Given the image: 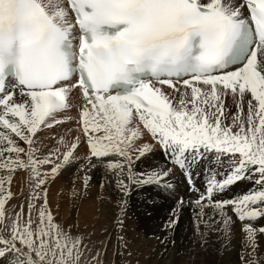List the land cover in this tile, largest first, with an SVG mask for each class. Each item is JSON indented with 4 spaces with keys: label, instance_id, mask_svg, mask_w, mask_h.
Listing matches in <instances>:
<instances>
[{
    "label": "snow or ice",
    "instance_id": "snow-or-ice-1",
    "mask_svg": "<svg viewBox=\"0 0 264 264\" xmlns=\"http://www.w3.org/2000/svg\"><path fill=\"white\" fill-rule=\"evenodd\" d=\"M73 92L76 135L42 151L38 132L69 119ZM145 137L172 167L136 170ZM209 158L219 171L201 190L191 170ZM77 161L85 191L101 166L124 197L132 185L172 189L178 168L195 198L179 199L165 227L186 205L202 244L209 232L230 241L239 221L243 264H264V0H0V264H104L48 203L46 185ZM18 171L27 212L10 203ZM239 181L253 187L225 198Z\"/></svg>",
    "mask_w": 264,
    "mask_h": 264
},
{
    "label": "rangeland",
    "instance_id": "rangeland-1",
    "mask_svg": "<svg viewBox=\"0 0 264 264\" xmlns=\"http://www.w3.org/2000/svg\"><path fill=\"white\" fill-rule=\"evenodd\" d=\"M227 111L235 112V106L233 108H231L230 105L228 104ZM71 130H73L72 127H71ZM41 135H44V137L41 138L39 140V142L40 143L42 141L46 142L44 144V146L42 147V151L46 152L48 149H52L56 146V140L59 139V134L53 135V134L41 133ZM19 143L22 147H25V148L27 147V145H24L23 141H19ZM85 148H86V145H84L82 147H78L77 155L82 154L81 156H83L84 154H86L87 150ZM152 150H154V149L151 148V150L148 153H146V158L145 157L141 158V160H140L141 165H140L139 161H137V163L135 165V167L137 168L136 169L137 171H142V170H146L149 168H154L149 163V160H151V159L154 160L155 154L157 152H161V149L157 148V150L155 152ZM163 153H164V151H163ZM81 162L82 161H77L76 163L71 164L69 167L64 168V170L62 169L61 172L59 173V175L56 177V179L54 181H52L50 184L46 185V187H48L47 188V198L49 196L48 199H50V200H48V203L51 207V210L55 216L56 221L58 222L60 220L58 223H61V224L64 223L63 225L66 228H67V225H72V229H73L72 232H74L73 234L76 233L74 230H76L77 233L79 231H80L79 233L83 232L82 234H84V235L86 233L89 234L88 236H87V234L84 236L86 239L85 243L87 245H88V243L90 244V246L89 245L88 246H89V248L92 247L91 249H94L93 252H95V250L99 249L103 253L101 258L103 259L104 264H139V263H137L138 258H136L133 254V251L136 247V244H138V243L137 242L130 243L131 240H130V238H128V237H131V233L128 231V224L126 222L128 217H130L131 219L133 217L135 219V221L137 223L138 231L141 234L147 235V233H148V235H147L148 240L147 241H148V243H152V251L157 253L158 257H160L161 255H168L170 258V260H169L170 264H220L219 263L220 259L218 258L219 250L223 247V242H225V241L223 239H216L213 235L215 233L209 232L207 234V237H206V242L202 244L200 242V238L194 232L193 212H192V209L190 207H188L186 205V207H184L180 211L179 222L174 228L168 229L165 227L167 221L170 218V214L172 212V209L176 206V200H177L176 198L171 197L167 194L174 190L173 194H171V195L178 197L179 195H181V193H179V191L177 189H173L174 187L172 189H168V190H165L162 188L161 189L162 191L155 192L154 189H149L146 187H141L140 189L134 190L136 188V186L132 185L130 187V191H129L128 196L124 197L123 194L116 188L114 178L110 175L111 176L110 179L112 180V182H111L112 187L111 188H112L114 195L116 196V197H113L111 195V193L106 192L105 190H103L101 188V180L103 181V179L101 178V168L99 166H97V167L91 168L88 172V175L92 179L89 181V185L87 187V190L85 191L83 188V183H82L84 174L82 172L78 171L79 165ZM197 164L205 165V164H207V161L202 159ZM145 167H147V168H145ZM217 171H219V168L217 169ZM21 175L23 176V178ZM69 177H71V178H69ZM98 178H100V179H98ZM16 179H18V180H16ZM12 181L10 184V188H11L10 191L13 193V199L10 201V203L13 205H17V204L20 205L21 203H23L24 210H25V212H27V200H26L27 193H25V192H27V190H26V186L24 184L25 174L18 171L15 174V176L13 177ZM173 181H174L173 182L174 185H178L179 183H181L180 180L178 181V184H177L176 179H173ZM60 182H62V183L60 184ZM80 183H82V184H80ZM241 184H243V181L237 182L235 185H241ZM14 185H15V187H14ZM18 185H19L20 189L18 188ZM61 185L63 186V188ZM235 185H233V186H235ZM245 185H246V187H245ZM97 186H98V188H97ZM243 186H242V189L244 188L243 190H244V192H246L251 187H253V184L252 183L251 184L250 183H244ZM60 187H61V189H58ZM22 188L24 189L23 193L21 191ZM53 188H55V189H53ZM131 189L134 191L132 192ZM52 190H56V191H54L55 193ZM58 190H60V191L57 192ZM73 190H76L78 193H80L78 199H70L69 194ZM59 193H60V195H59ZM23 194H25L26 196ZM232 195H234V194L227 192V194H226L227 197H225V198H229ZM61 196H62V198H61ZM57 197H58V199H57ZM55 198H56V200H55ZM59 199H61V201ZM101 199L102 200L104 199L102 204H101V202H102ZM187 199L188 198H184L185 201H187ZM118 200L119 201L123 200L125 202V206H124L123 214H122V219L125 222L123 223L122 228L117 226L116 221L114 219V215H119L121 213V209L117 204ZM104 201H109V202L104 203ZM25 203H26V207H25ZM109 203H112V204H109ZM52 204H54V205H52ZM56 205H58V206L60 205V206L57 207ZM98 205H99V207H98ZM101 206H103L106 209V213H105L106 216L104 215V213L100 214L101 213V210H100ZM99 215H101V216H99ZM103 215H104V218H103ZM82 217H83V219H81ZM105 217H106V220H105ZM262 219L264 220V218H262ZM262 219H259L258 221H256V223L259 221H262ZM85 223H87V225L88 224L89 225L87 226ZM90 226H92V227H90ZM237 226H239V225L237 224ZM84 227H85V230H84ZM100 227L102 229H100ZM117 228H119L121 230L119 231ZM87 230H90V231H87ZM91 230L93 232H91ZM97 230H98V232H97ZM96 233H99V234L97 235ZM118 233H119V235L123 236L125 241L127 242V247L125 249H123V252H124L123 256L118 254L119 250L117 249V239H116ZM102 234L104 235V237ZM87 238H88V240H87ZM136 238H138L137 235H136ZM161 241H163V243ZM257 241L259 244L258 254L261 256H264V242L260 243L259 240H257ZM238 243H241V242H238ZM105 246H106V252H105ZM129 252L131 253V256L128 255ZM132 257H134V259ZM246 258L247 257H245V259ZM156 260L158 261V258ZM233 264H243V261L241 258H239V261L236 263H233Z\"/></svg>",
    "mask_w": 264,
    "mask_h": 264
},
{
    "label": "bare ground",
    "instance_id": "bare-ground-1",
    "mask_svg": "<svg viewBox=\"0 0 264 264\" xmlns=\"http://www.w3.org/2000/svg\"><path fill=\"white\" fill-rule=\"evenodd\" d=\"M168 91V90H166ZM71 102H72V107L68 110L67 112V116L69 117V119H67L64 123L60 124V125H54L52 128L48 129V128H45L43 130H41L40 132H38V139L40 140L41 138L44 137V135H41V133L43 134H59V138L61 136H66V138L68 139H71L72 137H74L76 135V131L77 129H79L80 125L78 123V118H79V107H77V105L80 103L79 101V96H78V93H75L73 92L72 94V97H71ZM226 102L227 104L230 105L231 108L234 107V104L232 103L231 101V97H227L226 98ZM246 108H247V105L245 104V111H246ZM232 112V111H231ZM225 122H228V121H225ZM71 127L73 128V130L71 131V134L69 135V129H71ZM144 142L146 143H151L152 144V147L154 150L152 151H156L157 148H160V146L158 144H155L154 142H152L150 140L149 137H145L144 138ZM46 142L45 141H42L41 144H42V147L44 146ZM84 146L83 144L80 145L79 147H82ZM86 149V148H85ZM161 149V152H157L155 154V159H151L149 160V163L154 167V168H161V167H172L170 161L168 160V157L163 153V149ZM82 154H80L81 156ZM93 160H95V158H93ZM207 161V164L203 165V164H196L193 168H192V179L196 185V187L198 189H201L203 190L204 187H205V184H206V178L207 177H210L212 175V170H217L218 169V165H216L214 163V161L209 158L206 160ZM79 163V162H78ZM140 163V161H139ZM141 165V163H140ZM78 166V165H77ZM80 166V165H79ZM69 167V166H68ZM101 168V178L103 179V184H104V187L102 188L103 190H105L106 192H109L111 193V195L113 197H116L112 191V180L110 179V174H107L105 172V169L101 166H99ZM77 168V167H76ZM141 168V167H140ZM147 168V167H145ZM74 169V168H73ZM137 169V168H136ZM64 170V169H63ZM77 171V170H76ZM69 172V171H68ZM174 174L173 175H170L167 180L169 181V183H171L174 188L173 189H177L179 191V193H181V195H179L178 197H175L171 194H173L174 190L171 191L170 193H168L167 195L171 196V197H174L176 198L177 200L181 199V198H188V200L190 199H194L195 198V194H193L190 190H189V185L187 183V178L183 175V173L180 172V170L178 168H175L173 170ZM23 173V172H22ZM67 173V172H66ZM24 174V173H23ZM71 175V174H70ZM17 176V175H16ZM22 176V175H21ZM68 176V175H67ZM75 176V175H74ZM82 176V175H81ZM93 176V175H92ZM17 178V177H16ZM23 178V176H22ZM71 178V177H69ZM77 179V178H76ZM80 179V178H79ZM92 179V178H91ZM100 179V178H98ZM173 179H176L177 180V184H178V181L180 180L181 183H179L178 185H174L173 184ZM18 180V179H16ZM22 180V179H21ZM59 180V179H58ZM102 181V180H101ZM13 182V181H12ZM21 182V181H20ZM240 182V181H239ZM22 183V182H21ZM62 182H60L61 184ZM244 183H250V181H243V184ZM14 184V183H13ZM25 184V182H24ZM82 184V183H80ZM243 184L241 185H235V186H231V190L228 191V193H232V194H235V193H243L244 192V188L242 189V186ZM16 185V184H15ZM14 185V187H15ZM59 185V184H58ZM64 185V184H63ZM96 185V184H95ZM248 185V184H247ZM17 186V185H16ZM55 186V185H54ZM62 186V185H61ZM65 186V185H64ZM82 186V185H81ZM68 187V186H67ZM143 187H146V188H149V189H154L155 192H159V191H162L160 187L156 186V185H146V186H143ZM244 187V186H243ZM246 187V185H245ZM249 187V186H248ZM18 188H19V185H18ZM48 188V187H47ZM51 188V187H50ZM57 188V187H56ZM63 188V186H62ZM81 188V187H80ZM98 188V186H97ZM141 187H136L134 190L136 189H140ZM11 189V188H10ZM20 189V188H19ZM18 189V190H19ZM55 189V188H53ZM58 189H61L58 188ZM67 189V188H66ZM15 190V189H14ZM79 190V189H78ZM134 190L131 189V191L133 192ZM17 191V190H16ZM53 192L56 191V190H52ZM60 190H58L57 192H59ZM62 191V190H61ZM66 191V190H65ZM81 191V190H80ZM152 191V190H151ZM67 192V191H66ZM141 192V191H140ZM27 193V192H25ZM55 193V192H54ZM53 193V194H54ZM63 193V192H62ZM65 193V192H64ZM51 194V193H50ZM49 194V195H50ZM139 194V193H138ZM227 193L223 194L225 197ZM25 195V194H23ZM52 195V194H51ZM50 195V196H51ZM58 195V194H57ZM60 195V193H59ZM58 195V196H59ZM62 195V194H61ZM65 195V194H64ZM104 195V194H103ZM26 196V195H25ZM27 197V196H26ZM56 197V196H55ZM108 197V196H107ZM49 198V196H48ZM47 198V199H48ZM60 198V197H59ZM62 198V196H61ZM64 198V197H63ZM167 198V197H166ZM58 199V197H57ZM25 200V199H24ZM50 200V199H48ZM54 200V199H53ZM56 200V198H55ZM61 201V199H59ZM64 200V199H63ZM102 200V199H101ZM104 200V199H103ZM103 200L101 202V204L103 203ZM109 200V199H108ZM152 200V199H151ZM164 200V199H163ZM176 200V202H177ZM52 201V200H51ZM111 201V200H110ZM114 201V200H113ZM112 201V202H113ZM123 201V200H122ZM98 202V201H97ZM107 203L109 201H104V203ZM152 202V201H151ZM156 202V201H155ZM175 202V201H174ZM52 203V202H51ZM15 204V203H14ZM23 204V203H21ZM100 204V203H99ZM109 204H112V203H109ZM18 205V204H17ZM54 205V204H52ZM61 205V204H60ZM59 205V206H60ZM57 206V205H56ZM25 207H26V203H25ZM53 207V206H52ZM62 207V206H61ZM64 207V206H63ZM99 207V205H98ZM115 207V206H114ZM172 207V206H171ZM186 207V206H185ZM65 208V207H64ZM53 209V208H52ZM56 209V208H55ZM54 209V210H55ZM100 210H101V213H106V209L101 206L100 207ZM170 210V209H169ZM66 212V211H65ZM114 212V211H113ZM119 212V211H118ZM104 215H103V218H104ZM79 216V215H78ZM101 216V215H99ZM106 216V215H105ZM117 216L118 215H114V219L116 221L117 219ZM66 217V216H65ZM102 218V217H101ZM102 218V219H103ZM83 219V217L81 218ZM113 219V220H114ZM63 220V219H62ZM61 220V221H62ZM66 220V219H65ZM101 220V219H100ZM104 220V219H103ZM105 220H106V217H105ZM112 220V221H113ZM60 221V220H59ZM58 221V222H59ZM72 222V221H71ZM77 222V221H76ZM125 221H123L124 223ZM127 224H128V231L131 233V237H128L130 238L131 242L130 243H133V242H137L138 244H136V247L133 251V254L136 258H138V262L139 264H170L169 263V256L168 255H161L160 257H158L157 253H155L154 251H152V243H148V233L147 235H143L141 234L139 231H138V227H137V223L135 221V219L132 217V219L130 217H128V219L126 220ZM69 223V222H68ZM102 223V222H101ZM114 223V222H113ZM256 223V222H255ZM64 224V223H63ZM72 224V223H71ZM78 224V223H77ZM84 224V223H83ZM87 225V223H85ZM91 224V223H90ZM237 224L239 226H237ZM79 225V224H78ZM89 225V224H88ZM87 225V226H88ZM92 225V224H91ZM96 225V224H95ZM101 225V224H100ZM99 225V226H100ZM257 226H264V220L262 219V221H259L256 223ZM68 226V225H67ZM80 226V225H79ZM82 226V225H81ZM86 226V227H87ZM102 226V225H101ZM108 226V225H107ZM92 227V226H90ZM80 229V228H79ZM95 229V228H94ZM100 229H102L100 227ZM109 229V228H108ZM119 231L121 229L117 228ZM124 229V228H123ZM240 222L237 221L235 225H233V228H232V236H231V240H227V239H224V238H221L219 236L218 233L214 232L215 234L214 237L216 239H223L225 242H223V247L219 250V256L218 258L220 259V264H233V263H236L239 261V258H241V253L242 251H244L241 247V243H238V242H241V234H240ZM73 230V229H72ZM84 230H85V227H84ZM106 230V229H105ZM112 230V229H111ZM76 233L77 231L74 230ZM83 231V230H82ZM87 231H90V230H87ZM126 231V230H125ZM127 231V232H128ZM80 232V231H79ZM91 232H93L91 230ZM98 232V230H97ZM128 232V233H129ZM74 233V232H73ZM83 233V232H82ZM90 233V232H89ZM122 233V232H121ZM120 233V234H121ZM129 233V234H130ZM87 234V233H86ZM85 234V235H86ZM97 235L99 233H96ZM84 235V234H83ZM84 235V236H85ZM89 234H87L88 236ZM91 235V234H90ZM103 235V234H102ZM136 235L138 236V238H136ZM86 236V237H87ZM94 236V235H93ZM107 236V235H106ZM104 237V235H103ZM101 238V237H100ZM257 240L260 241V243H263L264 242V234H259L257 235L256 237ZM86 240V239H85ZM88 240V238H87ZM101 240V239H100ZM111 240V239H110ZM127 240V239H126ZM103 242V241H102ZM91 243V242H90ZM99 244V243H98ZM220 244V243H219ZM88 245L90 246V244L88 243ZM88 246V247H89ZM102 246V245H101ZM232 246V247H231ZM215 247V246H214ZM92 248V247H91ZM94 251V249H93ZM95 253V252H93ZM239 255V256H238ZM134 259V257H132ZM158 258V261L156 260ZM129 260V259H128ZM136 262V261H135Z\"/></svg>",
    "mask_w": 264,
    "mask_h": 264
}]
</instances>
